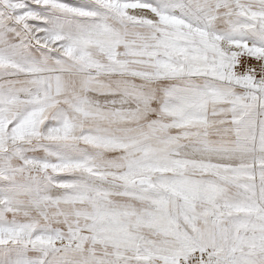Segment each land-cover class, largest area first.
Returning a JSON list of instances; mask_svg holds the SVG:
<instances>
[{
    "label": "snow or ice",
    "instance_id": "6c2138e0",
    "mask_svg": "<svg viewBox=\"0 0 264 264\" xmlns=\"http://www.w3.org/2000/svg\"><path fill=\"white\" fill-rule=\"evenodd\" d=\"M0 264H264V0H0Z\"/></svg>",
    "mask_w": 264,
    "mask_h": 264
}]
</instances>
